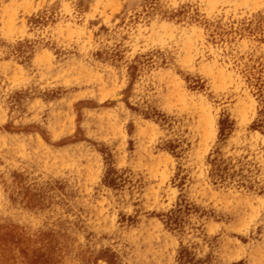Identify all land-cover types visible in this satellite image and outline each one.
<instances>
[{"label":"rangeland","instance_id":"374dc122","mask_svg":"<svg viewBox=\"0 0 264 264\" xmlns=\"http://www.w3.org/2000/svg\"><path fill=\"white\" fill-rule=\"evenodd\" d=\"M21 251L264 264V0H0V264Z\"/></svg>","mask_w":264,"mask_h":264},{"label":"bare ground","instance_id":"6f19581e","mask_svg":"<svg viewBox=\"0 0 264 264\" xmlns=\"http://www.w3.org/2000/svg\"><path fill=\"white\" fill-rule=\"evenodd\" d=\"M214 56V55H213ZM214 58H216V56H214ZM227 68V66L226 65H222V69L224 70V72H226V69ZM207 104V103H206ZM2 243H4L5 245L4 246H6L7 244H9L10 246H12L11 244H13L12 243V241L10 240V239H6L5 241H3ZM1 243V244H2ZM11 248V247H10ZM26 252H20V256L18 255V258H16L15 260L17 261V262H19L20 264H25V263H27V264H32L33 263V260H31V259H33V258H29V257H27L28 256V254H25ZM39 253V256H38V258H37V260L36 261H38V260H40V263L41 264H46L44 261H46L47 259H48V256L46 255V253L45 252H38ZM40 257V258H39ZM59 264H63L61 261H59L58 262ZM64 264H66V263H64Z\"/></svg>","mask_w":264,"mask_h":264}]
</instances>
